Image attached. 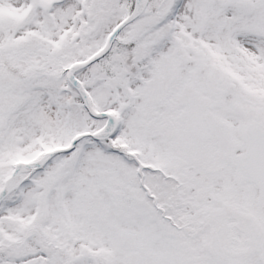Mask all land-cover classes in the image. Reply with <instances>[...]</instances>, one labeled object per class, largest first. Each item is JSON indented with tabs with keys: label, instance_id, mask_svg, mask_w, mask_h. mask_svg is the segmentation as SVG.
Listing matches in <instances>:
<instances>
[{
	"label": "snow or ice",
	"instance_id": "1",
	"mask_svg": "<svg viewBox=\"0 0 264 264\" xmlns=\"http://www.w3.org/2000/svg\"><path fill=\"white\" fill-rule=\"evenodd\" d=\"M0 264H264V0H0Z\"/></svg>",
	"mask_w": 264,
	"mask_h": 264
}]
</instances>
